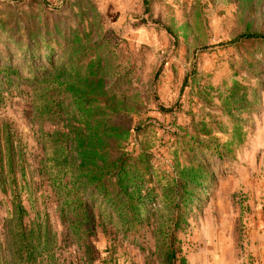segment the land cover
I'll use <instances>...</instances> for the list:
<instances>
[{"label": "rangeland", "instance_id": "obj_1", "mask_svg": "<svg viewBox=\"0 0 264 264\" xmlns=\"http://www.w3.org/2000/svg\"><path fill=\"white\" fill-rule=\"evenodd\" d=\"M42 38L58 69L34 59L33 83L25 46ZM263 38L264 0H0V264H161L171 235L176 264H264ZM85 84L105 93L95 119L130 132L119 153L163 181L132 227L88 201L80 236L46 160L86 131ZM180 174L191 191L163 199Z\"/></svg>", "mask_w": 264, "mask_h": 264}, {"label": "trees", "instance_id": "obj_2", "mask_svg": "<svg viewBox=\"0 0 264 264\" xmlns=\"http://www.w3.org/2000/svg\"><path fill=\"white\" fill-rule=\"evenodd\" d=\"M36 35L48 37L50 32H37ZM66 45L62 47L63 51L66 50ZM25 47L28 52L25 68L31 70L29 75L31 82H42L48 74L43 68L41 69L42 74L35 76L33 73L35 68L33 61L40 56L47 60L51 69H58L56 62L52 60L54 51L49 39L42 38L34 48L28 45ZM43 51L48 52L42 53ZM73 53L77 54L78 50L75 48ZM99 72H103V69ZM89 86L85 84L84 88L78 90L76 94L72 93L78 102L73 112L82 117V123L86 129L85 132L76 135L73 154L62 155L58 151V146V150L46 160L51 173L50 186L57 196L62 197L63 205L70 209V215L76 218L74 224L80 236L84 234L88 236L92 231L94 233L88 201L91 203L98 201L100 206L103 205L107 210L112 211L108 214L109 217L118 216L125 226L132 227L140 221V216L145 214L149 201L141 197L143 186L147 183L157 184L163 181L158 178L157 172L148 165L146 160L142 159L143 157H139L137 162L130 164L131 159L124 158L123 154L119 153V142H116L117 134L121 132L120 135H123L124 140L122 141L124 142L129 139L130 132L121 124L103 123V120H96L95 115L102 111L99 108L92 111L86 109V105L98 96H105L104 91L93 90ZM108 100L103 104L109 105ZM44 112L50 113V110L47 109ZM109 136H115V138L111 139ZM179 177L182 178V182L177 183L172 180L174 184L166 183L162 186L166 193L162 196L163 199H170L175 195V198L179 200L184 193L191 191L196 176L180 174ZM74 195H77L76 199H73ZM83 197L87 200L84 201ZM13 211L15 221L18 222V227H21L20 217L24 213L22 206L19 203H13ZM169 240L170 246L164 252L161 264H176L178 260L173 247V243H177V240L172 235ZM29 259L32 258L29 256ZM178 262L186 264L183 258H180Z\"/></svg>", "mask_w": 264, "mask_h": 264}]
</instances>
